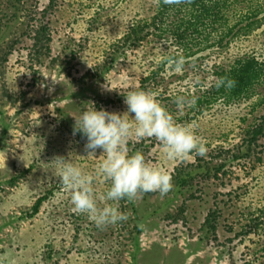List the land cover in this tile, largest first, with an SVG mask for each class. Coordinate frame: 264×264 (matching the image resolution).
I'll return each instance as SVG.
<instances>
[{
  "label": "rangeland",
  "instance_id": "obj_1",
  "mask_svg": "<svg viewBox=\"0 0 264 264\" xmlns=\"http://www.w3.org/2000/svg\"><path fill=\"white\" fill-rule=\"evenodd\" d=\"M50 1L22 0L13 11V2L0 0V264H264V139L246 164L226 159L227 175L215 178L223 161L218 148L233 155L244 129L259 122L264 107L253 104L264 85L229 105L195 102L181 110L172 103L177 94L196 100L211 90L216 65L225 67L235 55L254 53L264 61V24L227 50L196 52L176 73L159 64L176 54L164 36L119 46L131 23L149 19L155 0L146 6L140 0H53L50 51L36 54L33 29ZM152 71V79L142 81ZM136 89L155 93L178 122L194 124L207 152L169 162L154 139L130 142L148 163L171 172L173 188L164 196L150 192L120 201L128 219L97 229L71 211L49 161L73 153V163L92 171L99 157H80L85 139L72 134L74 117L88 102L123 112L121 93ZM95 188L101 192L104 185ZM212 210L218 216L214 233L203 226Z\"/></svg>",
  "mask_w": 264,
  "mask_h": 264
},
{
  "label": "clouds",
  "instance_id": "obj_2",
  "mask_svg": "<svg viewBox=\"0 0 264 264\" xmlns=\"http://www.w3.org/2000/svg\"><path fill=\"white\" fill-rule=\"evenodd\" d=\"M186 2L158 0V4L170 7ZM164 62L171 71L181 73L184 70L182 56L165 57ZM235 84L234 79L224 75L215 78L213 87L227 92ZM121 94L126 106L123 112L96 109L88 102L89 106L74 117L72 134L78 133L85 139V155L80 157H99L92 171H85L73 163L70 158L73 153L67 157L57 155L49 161L68 193L71 211L85 216L101 230L128 219L127 213L120 210V201L132 203L139 194L150 192L164 196L173 188L171 172L148 163L141 151L130 149V142L154 139L160 146L162 158L169 162L204 157L207 152L205 142L196 134V126L178 122L155 93L136 89ZM172 103L183 110L192 107L195 98L177 94L172 97ZM97 150L99 155H96ZM97 183L104 185L101 192L96 191Z\"/></svg>",
  "mask_w": 264,
  "mask_h": 264
},
{
  "label": "trees",
  "instance_id": "obj_3",
  "mask_svg": "<svg viewBox=\"0 0 264 264\" xmlns=\"http://www.w3.org/2000/svg\"><path fill=\"white\" fill-rule=\"evenodd\" d=\"M10 1L13 2L10 8L12 7L13 11H17L22 0ZM122 1L126 3L128 0ZM140 1L141 6L147 5L144 2L152 3L151 0ZM52 11H54L53 0L45 6L43 11L39 12V15H41L40 21L37 27L33 29L34 35L32 36L33 47L37 50L36 54H38V50H43L45 53L50 51L51 35L48 19ZM30 19L34 20L33 17ZM263 24L264 0H187L186 3L178 7H170L162 3L158 4V0H155V10L149 19H138L135 23H131L130 33L127 32L128 34L121 39L119 46L124 48L142 44L147 36L157 34L158 37L164 36L166 40H170L172 43L169 44L175 47L173 51L176 54L172 52L170 56L167 55L168 57L182 56L184 60H187L196 52L210 49L214 46L221 51L227 50L231 42H240L241 39L259 29ZM213 33L215 34L214 39L210 35ZM202 34H206L204 39L201 37ZM119 46L117 45L116 47L117 51ZM197 47L198 51L194 52L193 49ZM10 51L11 49L7 53L9 54ZM161 51L164 52V50ZM228 53L234 55L230 51ZM160 62L159 64L165 63L164 59L160 60ZM157 69L156 71H158ZM213 74L214 79L224 75L231 77L236 82L235 87L227 92L223 89L217 90L212 87L205 94L196 97L195 102L199 107L203 105L206 107L210 102L220 100L225 105H229L254 95L255 88L257 89V87L260 88L261 85H264V61L258 59L254 53H248L242 57L235 55L225 67L217 64ZM153 75H155V72L152 71L151 75L145 77L142 81L151 80ZM256 95L258 99L255 100L253 107H264V91L257 92ZM249 126L251 128L247 126L244 129L245 133L239 143L233 145L235 149L233 155L228 156L231 151L225 147L218 148L216 157L218 159L223 158V161L221 160L216 166L215 178H218L217 174L219 172H222L223 176L227 175L228 171L224 169L226 159L244 161L243 165L246 164V161L251 160L254 148L259 145L261 139H264V112L259 117V122ZM243 147H248L247 151H243ZM255 161L261 163L263 161L262 155L258 154ZM33 207L36 211L37 207L35 204ZM217 218L214 210L208 212L203 226H208L207 229L214 233Z\"/></svg>",
  "mask_w": 264,
  "mask_h": 264
}]
</instances>
